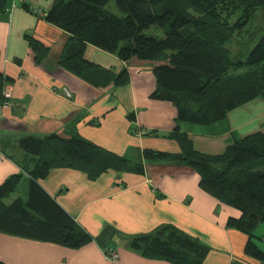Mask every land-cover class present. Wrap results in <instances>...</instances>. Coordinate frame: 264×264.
<instances>
[{"label":"crops","instance_id":"crops-1","mask_svg":"<svg viewBox=\"0 0 264 264\" xmlns=\"http://www.w3.org/2000/svg\"><path fill=\"white\" fill-rule=\"evenodd\" d=\"M26 1L31 10L46 12L55 0ZM22 4L7 0L0 10V73L13 101L0 116L4 155L0 156V186L21 173V187L14 198L27 196L30 178L21 168L20 141L30 135L79 134L132 162L131 170H109L96 180L79 170L53 169L38 184L94 240L69 248L0 232V260L6 264H171L145 258L131 248L133 236L168 224L207 246L203 264H258L244 252L247 235L229 225V219L241 216L239 210L206 192L193 168L145 158V149H181L168 137L175 127L177 108L151 97L156 88L152 68L128 65L116 54L89 44L85 58L99 68L86 76L77 75L60 64L69 33ZM32 40L47 49L33 46ZM100 68L114 75L127 68L129 84L107 83L108 76ZM63 88L69 89L70 98ZM183 130L198 151L221 154L238 139L264 132V98L241 105L223 120L184 124ZM140 163L142 168L137 166ZM103 247H114L117 260L107 259Z\"/></svg>","mask_w":264,"mask_h":264},{"label":"trees","instance_id":"trees-1","mask_svg":"<svg viewBox=\"0 0 264 264\" xmlns=\"http://www.w3.org/2000/svg\"><path fill=\"white\" fill-rule=\"evenodd\" d=\"M6 5L7 0H0V10ZM22 6L31 10L27 1ZM261 7L264 0H55L42 15L69 33L60 64L77 75L86 76L99 68L85 58L89 44L116 54L128 65L152 68L156 88L151 97L177 108L175 127L168 137L181 149H145V158L193 168L206 192L239 210L241 216L229 219V225L247 235L244 252L258 264H264V250L255 234L264 223V132L246 135L213 155L198 151L183 126L215 123L241 105L264 98V34L246 54L234 56L227 46ZM235 14L238 17L232 20ZM152 27L158 34L145 33ZM39 44L47 49L32 40L33 46ZM103 72L107 83L129 84L127 68L116 75ZM4 81L0 73V88ZM20 147L21 168L30 178L27 196L14 198L21 187V173L0 186V232L69 248L93 241L38 181L56 168L79 170L96 180L109 170H131L132 160L75 133L26 136ZM110 231L105 230L104 236ZM109 248L115 249L103 250ZM131 248L145 258L171 264H203L209 251L199 238L168 224L133 236ZM0 264L6 263L0 260Z\"/></svg>","mask_w":264,"mask_h":264},{"label":"rangeland","instance_id":"rangeland-1","mask_svg":"<svg viewBox=\"0 0 264 264\" xmlns=\"http://www.w3.org/2000/svg\"><path fill=\"white\" fill-rule=\"evenodd\" d=\"M237 17L238 14H235L232 17V20H235ZM145 33L148 35L158 34L157 30H155L153 27L151 29H147ZM262 34H264V7H261L256 11L253 20L248 23L242 31L237 33L235 37L232 38L230 42H228L227 46L232 49L234 56L242 52L243 54H246L253 48V46L256 44ZM63 93L67 98L71 97V95H66L64 89ZM19 192L21 195L22 191L20 190ZM23 196H25V194ZM255 234L259 236L258 238H256V241L258 242L259 246L264 250V223L260 224V226L255 231Z\"/></svg>","mask_w":264,"mask_h":264},{"label":"built area","instance_id":"built-area-1","mask_svg":"<svg viewBox=\"0 0 264 264\" xmlns=\"http://www.w3.org/2000/svg\"><path fill=\"white\" fill-rule=\"evenodd\" d=\"M17 0H13L15 2ZM21 3H26V0H19ZM34 12L39 13L40 15H45V12L38 11L36 9H32ZM66 95H71V92L67 88H63ZM12 95L9 90H7L5 87L0 88V116L3 115L4 111L11 107L13 104L12 101ZM138 134H143L142 132L138 131ZM0 156H4L3 153L0 151ZM105 256L109 260H117L118 258V253L115 249L109 248L108 251H104Z\"/></svg>","mask_w":264,"mask_h":264}]
</instances>
